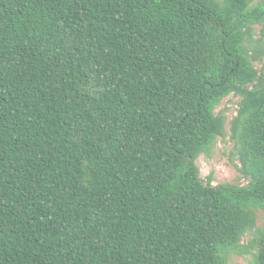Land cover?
<instances>
[{
    "label": "trees",
    "instance_id": "obj_1",
    "mask_svg": "<svg viewBox=\"0 0 264 264\" xmlns=\"http://www.w3.org/2000/svg\"><path fill=\"white\" fill-rule=\"evenodd\" d=\"M260 211L264 0H0V264H264Z\"/></svg>",
    "mask_w": 264,
    "mask_h": 264
},
{
    "label": "rangeland",
    "instance_id": "obj_2",
    "mask_svg": "<svg viewBox=\"0 0 264 264\" xmlns=\"http://www.w3.org/2000/svg\"><path fill=\"white\" fill-rule=\"evenodd\" d=\"M259 66L261 64H258ZM238 98L236 96L226 97L217 111L224 112L226 116V129L229 127V121L236 113ZM197 165L202 178L213 175L214 183L232 182L240 185L247 183V179L242 175L239 168L241 166L237 158L233 142L227 135L224 138H218L212 147L210 154H201L197 159ZM262 212L258 213V225H262L264 218ZM250 255L240 256L232 255L230 264H249Z\"/></svg>",
    "mask_w": 264,
    "mask_h": 264
}]
</instances>
